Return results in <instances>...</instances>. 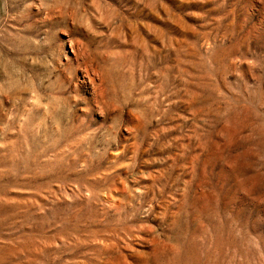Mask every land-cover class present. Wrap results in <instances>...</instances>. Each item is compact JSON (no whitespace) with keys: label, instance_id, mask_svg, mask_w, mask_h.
Segmentation results:
<instances>
[{"label":"rangeland","instance_id":"374dc122","mask_svg":"<svg viewBox=\"0 0 264 264\" xmlns=\"http://www.w3.org/2000/svg\"><path fill=\"white\" fill-rule=\"evenodd\" d=\"M0 264H264V0H0Z\"/></svg>","mask_w":264,"mask_h":264}]
</instances>
